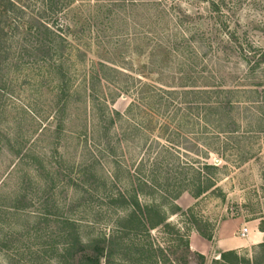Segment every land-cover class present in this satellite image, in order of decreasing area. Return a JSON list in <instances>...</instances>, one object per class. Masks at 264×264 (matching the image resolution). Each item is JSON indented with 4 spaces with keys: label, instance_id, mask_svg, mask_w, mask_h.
Here are the masks:
<instances>
[{
    "label": "rangeland",
    "instance_id": "rangeland-1",
    "mask_svg": "<svg viewBox=\"0 0 264 264\" xmlns=\"http://www.w3.org/2000/svg\"><path fill=\"white\" fill-rule=\"evenodd\" d=\"M57 18L64 39L58 41L60 50L49 56L31 40L26 54L14 55L0 82V264L39 263L50 256L63 242L62 218L75 224L83 239L109 233L123 209L107 207L106 197L131 189L125 168L133 176L141 168L148 173L156 160L170 167L167 160L174 156L194 168L215 162L218 169L205 193L168 199L173 211L172 205L162 206L165 223L184 241L194 233L212 246L225 221L264 233V0H71ZM99 61L119 69L120 75L107 73L128 87L116 90L111 109L126 113L135 103L139 78L175 91L153 133L135 137L122 124L131 135L123 138L118 155L96 153L97 119L87 94ZM59 64L68 93L75 96L63 111L57 139ZM101 85L108 93L107 82L101 79ZM184 91L191 93V106ZM225 102L229 105L222 109ZM166 117L168 134L173 138L175 128L178 132L174 155L160 153L155 142L166 143L156 137ZM111 134L115 139L116 130ZM112 159L122 167L118 189L109 183ZM150 237L163 247L177 244L164 226L151 230ZM261 243L206 254L189 244L194 253L187 263L264 264ZM222 253H230L228 261Z\"/></svg>",
    "mask_w": 264,
    "mask_h": 264
},
{
    "label": "trees",
    "instance_id": "trees-1",
    "mask_svg": "<svg viewBox=\"0 0 264 264\" xmlns=\"http://www.w3.org/2000/svg\"><path fill=\"white\" fill-rule=\"evenodd\" d=\"M70 1L0 0V82L4 77L3 72L9 63L14 60V55L20 51L19 56L26 54V45L31 40H38L40 42V52L47 53L49 56L60 50L61 44L58 41L64 39L59 34L61 24L57 16ZM98 64V72L92 77V91L87 94V102L91 103L92 111L97 119L96 141L98 145L96 146L100 148L96 150V153L99 155H118L123 138L131 135V131L133 136L140 138L156 130L158 117L167 116L170 105L167 97L174 94L175 91L158 89L147 82H142L139 78L137 79L139 84L136 88L135 103L130 104L126 113L119 112L111 109L110 104L113 105L117 100L118 93H116V90L126 91L128 87L127 85L120 87L121 85L117 81H111V75L107 72H113L112 75L115 76L122 73L119 69L110 67L104 61H99ZM56 69L60 78V92L56 111L57 124L54 130L57 139H60L59 137L64 129L63 111L68 101L75 94L68 93L67 81H65L66 75L62 71V65L59 64ZM123 75H125V79H131L133 83H136V79L126 74ZM101 79L107 82L108 93L103 90L105 86L101 85ZM110 82L117 84L113 85L116 86L115 90L110 89L109 84H112ZM190 94V92H183V100L184 102L186 100V106H191L193 102L188 97ZM228 105V102H225L222 104V109H226ZM135 112L141 115L139 116V122L134 121V118H136ZM170 122L171 119L167 120L166 117V122L159 125L160 132L158 131L156 135L158 139L159 137L165 138L164 142L166 143H160L158 140L155 142L160 149V153L174 155L171 146H178L174 143V135L177 136L178 132H175L177 131L175 128L173 138L168 134L171 130ZM117 123L120 126H117ZM123 123L127 124V128L131 130L130 133L123 130ZM179 126L181 125H178V128ZM113 129L117 132V135L114 136L115 139L111 134ZM119 132H121V135ZM159 151L156 155H161L158 154ZM92 154L95 155V153ZM202 154L207 155L204 152ZM171 162L170 167H162V161L156 160L150 166L148 173L143 172V168H141L135 172L134 176L128 174V169L125 168L131 189L129 191L119 189L115 195L109 194L106 197L107 207H120L123 209L121 216L113 219V229L107 234L83 239L75 224L62 218L60 220V223L63 224L61 247H55L52 249L53 253L50 256L40 257L39 263L32 264H188L187 257L193 251L188 241H184L182 234L165 223L166 218L162 206L166 203L172 205L173 211L174 205L169 200L178 198L182 192H188L193 197L205 193L213 187L214 184L211 180L218 169L215 162L212 164L199 162L198 166L194 168L192 162L183 164L176 156L169 158L167 165ZM112 163L115 171L110 176L112 181L107 180L111 181L109 182L112 186L111 189H118L115 183L121 182L120 168L122 167L115 159H112ZM94 165L95 162H92L89 167ZM43 169L40 163V170ZM103 185L105 184L103 183ZM145 196L146 198L147 196L152 197L153 201L150 200V203L140 201V197L145 198ZM155 196L160 199L161 203L155 201ZM159 226L168 228L171 234L175 236L173 240H176V245L163 247L154 243L150 237V231ZM198 233L205 239L211 240V236L203 235L199 231ZM259 246L264 247V243ZM228 254L230 253H222L220 258L228 261L225 257ZM198 256L201 261L204 260L202 255L198 254Z\"/></svg>",
    "mask_w": 264,
    "mask_h": 264
},
{
    "label": "crops",
    "instance_id": "crops-1",
    "mask_svg": "<svg viewBox=\"0 0 264 264\" xmlns=\"http://www.w3.org/2000/svg\"><path fill=\"white\" fill-rule=\"evenodd\" d=\"M229 224L234 223L231 221H225L219 225L212 246L202 238L196 236L194 233L189 236L190 246L201 254H206L212 250H217L219 252L230 249H240L257 244L258 242L264 240V233L258 232L257 230L254 232H252V230L249 232L247 231L245 236H240L239 230L243 226L240 228V226H236V224L233 225L236 229L230 232Z\"/></svg>",
    "mask_w": 264,
    "mask_h": 264
},
{
    "label": "built area",
    "instance_id": "built-area-1",
    "mask_svg": "<svg viewBox=\"0 0 264 264\" xmlns=\"http://www.w3.org/2000/svg\"><path fill=\"white\" fill-rule=\"evenodd\" d=\"M247 234V228L246 227H243L241 230H240V232H239V235L240 236H245Z\"/></svg>",
    "mask_w": 264,
    "mask_h": 264
}]
</instances>
